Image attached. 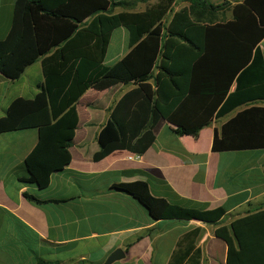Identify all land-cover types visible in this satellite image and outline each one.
Here are the masks:
<instances>
[{
  "label": "crops",
  "instance_id": "1",
  "mask_svg": "<svg viewBox=\"0 0 264 264\" xmlns=\"http://www.w3.org/2000/svg\"><path fill=\"white\" fill-rule=\"evenodd\" d=\"M110 1L115 4L110 13L119 14L143 13L160 0ZM206 1L214 6L229 4L214 16L204 13L202 19L232 20L231 0ZM15 2L0 0V40L11 28ZM189 6L188 1L172 0L171 11ZM170 15L167 12L164 20ZM55 26L56 37L66 30L62 21ZM63 44L25 68L16 80L0 75V118L14 100H32L41 92L45 62L51 75L69 71L75 43L66 49L62 61L58 51ZM259 49L264 60V38ZM129 50L127 28L113 29L102 66H113ZM60 64L66 67L60 69ZM146 84L154 89L152 82ZM135 87L89 88L76 100L78 124L68 147L71 161L52 172L43 189L24 180L28 176L25 159L38 143V129L0 133V264H104L117 249L124 257L112 264H169L180 238L194 229L199 230L195 242L201 252L199 264H226L227 245L214 233L220 226L264 209V148L215 152L213 136L237 113L251 106L264 107V102L248 103L216 117L225 97L186 96L167 119L157 122L154 140L144 154L115 150L94 161L100 130L116 103ZM234 88L233 83L230 92ZM253 122L238 123L232 135L264 137V129L257 133ZM179 129L185 133L177 134ZM129 155L140 158L129 159ZM135 183L139 186L133 194L118 188ZM167 205L198 211L222 209L224 215L218 222L162 219Z\"/></svg>",
  "mask_w": 264,
  "mask_h": 264
},
{
  "label": "trees",
  "instance_id": "2",
  "mask_svg": "<svg viewBox=\"0 0 264 264\" xmlns=\"http://www.w3.org/2000/svg\"><path fill=\"white\" fill-rule=\"evenodd\" d=\"M183 1L190 6L176 12L171 11L172 0H160L143 13L111 14L115 4L110 0H16L11 28L0 40V75L18 79L25 68L60 43H64L58 51L63 61L66 49L75 43L69 71L51 75L45 62L41 92L32 100H14L0 118V133L38 129V143L25 159L26 182L43 189L52 172L70 163L68 147L78 124L74 103L89 88L136 86L116 103L100 130L94 161L115 150L144 154L154 140L157 122L167 119L186 96L225 97L216 117L248 103L264 102V60L259 49L264 38V0H231L232 20L224 23L216 16L204 20L201 15L214 16L227 1L218 6L206 0ZM167 12L171 15L164 20ZM56 21H62L66 29L57 37ZM119 26L129 32L130 50L113 66L104 67L110 34ZM251 119L256 121L252 126L257 133L264 129V107L244 109L215 130L213 151L263 149L264 137L258 134L232 135L238 123ZM176 133L182 135L185 130ZM138 186L118 188L133 194ZM223 215L222 209L167 205L161 218L218 222ZM214 234L227 245L226 264H264V209L220 226ZM198 235V229L183 235L169 264H199Z\"/></svg>",
  "mask_w": 264,
  "mask_h": 264
},
{
  "label": "water",
  "instance_id": "3",
  "mask_svg": "<svg viewBox=\"0 0 264 264\" xmlns=\"http://www.w3.org/2000/svg\"><path fill=\"white\" fill-rule=\"evenodd\" d=\"M124 257L123 251L121 249L115 250L104 262V264H112L113 262L120 260Z\"/></svg>",
  "mask_w": 264,
  "mask_h": 264
},
{
  "label": "built area",
  "instance_id": "4",
  "mask_svg": "<svg viewBox=\"0 0 264 264\" xmlns=\"http://www.w3.org/2000/svg\"><path fill=\"white\" fill-rule=\"evenodd\" d=\"M129 159H135V160H138L140 158L139 155H129L128 157Z\"/></svg>",
  "mask_w": 264,
  "mask_h": 264
}]
</instances>
